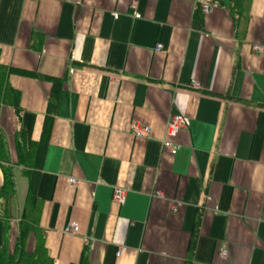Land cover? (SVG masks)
I'll return each mask as SVG.
<instances>
[{"label": "crops", "instance_id": "1", "mask_svg": "<svg viewBox=\"0 0 264 264\" xmlns=\"http://www.w3.org/2000/svg\"><path fill=\"white\" fill-rule=\"evenodd\" d=\"M231 3L0 0V63L40 76L10 74L20 111L0 110V190L3 166L14 176L0 250L13 251L29 187L14 135L40 140L53 78L34 189L53 264H264V0L242 22ZM176 113L190 124L171 155L161 140ZM133 123L150 137H133Z\"/></svg>", "mask_w": 264, "mask_h": 264}, {"label": "trees", "instance_id": "2", "mask_svg": "<svg viewBox=\"0 0 264 264\" xmlns=\"http://www.w3.org/2000/svg\"><path fill=\"white\" fill-rule=\"evenodd\" d=\"M250 0H232L230 9L233 14L239 17V22L244 20L248 12ZM12 73H20L29 77H40L38 75L17 71L11 67L0 63V110L2 106H10L18 115L20 111L19 92L10 86L8 77ZM52 82V89L48 99L47 112L40 140L32 142L29 146L24 144L23 130H18L14 135V144L17 152L16 165L21 167L29 177V187L26 203L20 217L18 225V236L11 254H6L5 250H0V264H53L48 256L44 245V238L41 235V228L37 223V213H39L38 201L34 194L37 173L41 169L47 139L54 117V107L56 105L58 89L61 86V80L48 78ZM5 137L0 130V162L8 164L6 157ZM3 184L0 190V197L6 202L8 197L14 191V176L12 166H3ZM5 208V206H4ZM29 235L35 238V245L32 251L25 248L26 239Z\"/></svg>", "mask_w": 264, "mask_h": 264}, {"label": "built area", "instance_id": "3", "mask_svg": "<svg viewBox=\"0 0 264 264\" xmlns=\"http://www.w3.org/2000/svg\"><path fill=\"white\" fill-rule=\"evenodd\" d=\"M202 9L204 13L210 11L211 7L209 5H203ZM160 45L157 46V49ZM195 87L198 86V83L193 82ZM189 118L181 115V114H172L167 122L165 129V136L161 140V147L164 151L168 152L171 155H175L180 149V145L176 142V138L180 131L186 130L189 127ZM130 133L133 137L139 139H147L150 137L151 129L147 125H143L140 123H133L130 126ZM69 181L71 183H75L76 181L73 178H70ZM125 190L124 189H114L112 199L114 202L121 204L124 201ZM78 224L76 222L70 223L65 227V232L73 234L77 228ZM120 251L116 253L119 256ZM220 255L222 257H226L227 252L225 249L221 248Z\"/></svg>", "mask_w": 264, "mask_h": 264}]
</instances>
